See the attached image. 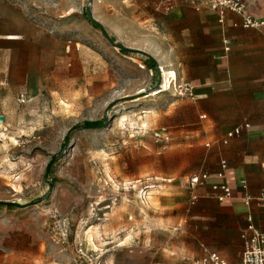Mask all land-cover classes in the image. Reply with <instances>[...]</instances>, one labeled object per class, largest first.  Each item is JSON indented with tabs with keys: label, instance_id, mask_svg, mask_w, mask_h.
Listing matches in <instances>:
<instances>
[{
	"label": "rangeland",
	"instance_id": "374dc122",
	"mask_svg": "<svg viewBox=\"0 0 264 264\" xmlns=\"http://www.w3.org/2000/svg\"><path fill=\"white\" fill-rule=\"evenodd\" d=\"M1 1L0 203L17 206L0 204V264H148L134 251L188 242L190 178L207 149L191 125L213 101L185 94L178 76L152 94L163 13L200 9L190 0ZM87 7L115 45L153 55L158 78L144 56L112 47Z\"/></svg>",
	"mask_w": 264,
	"mask_h": 264
},
{
	"label": "crops",
	"instance_id": "0c3cea01",
	"mask_svg": "<svg viewBox=\"0 0 264 264\" xmlns=\"http://www.w3.org/2000/svg\"><path fill=\"white\" fill-rule=\"evenodd\" d=\"M243 1L246 14L264 18V4ZM162 19L159 66L190 84L194 100L213 101L205 110L197 106L190 131L192 138L202 137L207 143L193 175L203 173L208 179L190 187L188 242L134 252H141L148 264H195L207 253H217L227 264H240L248 215L253 228L264 233V28L245 29L241 17L230 12L219 23L214 13L181 4L163 13ZM6 34L2 22L0 37ZM150 58L155 59L151 54ZM171 67L174 70H168ZM219 100L221 111L214 102ZM214 185H226L230 197L219 202Z\"/></svg>",
	"mask_w": 264,
	"mask_h": 264
},
{
	"label": "built area",
	"instance_id": "2783aa9c",
	"mask_svg": "<svg viewBox=\"0 0 264 264\" xmlns=\"http://www.w3.org/2000/svg\"><path fill=\"white\" fill-rule=\"evenodd\" d=\"M190 4L195 9L207 8L217 16L218 22L222 23L223 18L227 12L234 13L241 17V25L245 29H261L264 28V18L254 17L253 15L246 14L245 3L243 0H190ZM224 52H228L227 42H224ZM186 84L185 87L180 88L184 90L185 94L188 92V96L194 98L191 86ZM240 133L239 129H235V135ZM224 168V163L222 164ZM221 177V175H218ZM208 176L206 174L193 175L190 178V187L196 185H203ZM242 188L245 189V182H241ZM213 191H219L217 200L222 202L230 197V189L226 185H214ZM249 198L245 197V205L249 206ZM247 228L244 233L241 234V240L243 242V250L241 253L240 264H264V233L256 231L251 222V216L247 218ZM195 264H227L217 253H207L206 256L196 262Z\"/></svg>",
	"mask_w": 264,
	"mask_h": 264
},
{
	"label": "water",
	"instance_id": "95a60500",
	"mask_svg": "<svg viewBox=\"0 0 264 264\" xmlns=\"http://www.w3.org/2000/svg\"><path fill=\"white\" fill-rule=\"evenodd\" d=\"M86 11H87V13H88V17H89L90 22L98 28V30L100 31L102 37H103V38H104V39H105V40H106V41H107L112 47H115V48H117V49H119V50L136 51V52H140V53H142V54H144V55L149 56L147 53H145V52H143V51H141V50L131 49V48H127V47H123V46L115 45V44L110 40V38L106 35L105 31H104L103 28L99 25V23H97V22L93 19V17H92V13H91V9H90L89 7H87V8H86ZM149 57H150V56H149ZM134 98H136V97H131V98H127V99H134ZM1 120H2V118L0 117V121H1ZM105 124H106V122H105ZM105 124H104V125H101V126H99V127H103V126H105ZM88 128H98V127H84V129H88ZM77 129H81V128L78 127V126H75V127H73V128L69 131V133H70L72 130H77ZM47 172H48V170H47ZM0 204L13 205V203H0ZM32 204H34V203H30L29 205H32ZM29 205H28V206H29Z\"/></svg>",
	"mask_w": 264,
	"mask_h": 264
},
{
	"label": "trees",
	"instance_id": "16d2710c",
	"mask_svg": "<svg viewBox=\"0 0 264 264\" xmlns=\"http://www.w3.org/2000/svg\"><path fill=\"white\" fill-rule=\"evenodd\" d=\"M86 14V13H85ZM90 25H92L95 29H97L98 30V28L95 26V25H93L92 23H89ZM106 35L110 38V40L114 43V40L112 39V37H110L107 33H106ZM115 44V43H114ZM122 54H124V55H129V54H139V55H142V56H144V59H146V60H148L151 64H150V67H149V70L151 71V72H154L155 73V76L158 78V70H157V68H156V63L149 57V56H147V55H144V54H142V53H140V52H136V51H127V50H121L120 51ZM99 124H101L100 122H93V123H84V125H85V127H99V126H101V125H99ZM3 205H5V206H9V207H14V206H17L16 204H13V205H8V204H3Z\"/></svg>",
	"mask_w": 264,
	"mask_h": 264
},
{
	"label": "bare ground",
	"instance_id": "6f19581e",
	"mask_svg": "<svg viewBox=\"0 0 264 264\" xmlns=\"http://www.w3.org/2000/svg\"><path fill=\"white\" fill-rule=\"evenodd\" d=\"M160 71L162 75V80L159 89L152 95L163 93L169 90L171 86L176 82V75L174 71H167L163 66L160 65Z\"/></svg>",
	"mask_w": 264,
	"mask_h": 264
}]
</instances>
